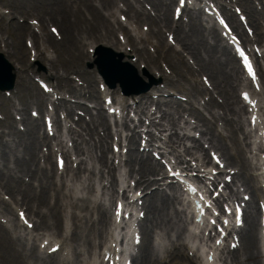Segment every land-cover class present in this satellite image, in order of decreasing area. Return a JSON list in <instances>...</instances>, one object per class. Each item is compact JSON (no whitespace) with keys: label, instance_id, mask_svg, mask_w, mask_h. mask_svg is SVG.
I'll return each instance as SVG.
<instances>
[{"label":"bare ground","instance_id":"6f19581e","mask_svg":"<svg viewBox=\"0 0 264 264\" xmlns=\"http://www.w3.org/2000/svg\"><path fill=\"white\" fill-rule=\"evenodd\" d=\"M149 1L155 6L157 12L162 15V19L160 18V16L152 18L144 11L139 12L133 10L132 8L130 9L128 15L129 19L132 20V22L137 27H141L142 25L146 24L149 25V31L147 33V36L145 37L142 36L140 31L138 32L137 36H133L125 26L119 24L118 20L114 18L116 10L114 0H98V5L93 4L92 0H81L79 4L75 5L73 11H70V13H74L73 16L66 15L65 10L59 7L58 11L63 16V23L66 22L64 24V27H66L65 35L67 34V37H65V39H63V41L61 42L63 47H67L71 52H77V48L79 47L78 43H82L86 39L93 42H104L105 46L107 47H121L126 50V52L128 50L126 49V47H130L132 48V50L129 49V52L134 53L137 57L136 64L142 63L151 72L155 71L162 77L163 69L159 64L158 59H168L170 64L173 66L174 60H177V58L173 56V54H176V51H174L168 45H165L160 37L156 38L157 35L161 34V30L157 28L161 26L166 27L165 29L169 30L170 32H175L177 41L186 47L185 52H187V54L191 58H193L195 65L199 67L202 72L212 80L215 89L223 96L225 100V109L229 112L234 113V106L238 105V101L234 97V92L236 89L235 83L238 79L236 77L238 70L231 52L227 51V48L222 47L221 43H219L220 40L217 39V33L214 30L210 31V34L212 35L214 40L220 44V46L218 44L208 45L204 42L203 46L198 47L190 42V40L186 39V35H179L178 29L182 27L181 24L175 25L173 27V21L171 22L169 18V5L161 3L160 0ZM156 1H158V3H156ZM240 1H242L241 4L247 3L245 0ZM244 9L250 17V22L252 24H256L257 14L249 9L248 4L244 7ZM67 19H69V21H67ZM230 20L235 24L236 29L239 30L240 26L237 24L234 18L231 17ZM196 23L199 24L198 19L192 20L191 28H193ZM78 25L82 26V31L77 32L75 35L74 30ZM116 31L121 32L123 35H125V47L121 45L119 39L117 40V33L115 34ZM151 38L157 39V45L155 47L157 49L158 58H156L157 56L151 57L147 53L148 51H145L144 49L140 50L137 47V45H139L138 42L143 44L149 43ZM82 47L83 46H81L80 48ZM23 53L24 50L20 45L17 49V52H15V55L17 56H15L16 61L19 62V64H24L25 62V55H23ZM202 54H204L206 58H204ZM77 56L81 58L85 55L83 53H78ZM185 67L189 72L192 71V68L190 66H187L185 64ZM178 76L182 78V75L178 74ZM22 81H24V77L22 78ZM172 84L173 83H169L168 86ZM178 87L179 86H177V88ZM93 98L97 100L94 95ZM159 102L160 101L157 100L155 103L159 104ZM153 103L154 101L152 99L143 98L137 106H146L147 108L149 104ZM124 109L125 108H123V110ZM192 112L193 115H196L199 122H202L205 126V130L203 131V135L206 139L205 141L211 144L213 149L221 152L222 156H225L227 158L229 165L237 168V172L233 176L235 177L236 181L239 180L240 182H243L244 185H246L247 190H251L252 193L256 194V186L252 178L248 177V172L250 169H252V166L244 157V148L242 147L236 136V130L231 126V131L233 132V135L235 136V140L237 142L236 152L232 153L231 149L234 150L235 146H231L230 149L229 146L223 144L221 141L223 140L222 137L220 135H216L215 130L209 126L207 120L196 111ZM157 113L159 112H156V114ZM23 115L25 116V118H23V121L27 123L28 128L27 131L21 136L27 138L26 142L28 143L26 144V154L27 157L31 160V163L33 162V168L28 166L30 165V163L27 164L24 159L20 160L17 158L16 169L20 175H28L33 179L35 178L36 173L42 174L43 171L39 167L38 163H35L37 155L36 147L39 143V138H42V142H46L48 137L39 136L38 138L37 134H39V124L26 116V110H23ZM151 123L153 124V121H151ZM55 125H57V122H55ZM153 126L155 125L153 124ZM167 126L173 127L171 128V130H174L176 122L171 119L169 124L167 122ZM157 127L161 130L162 133L168 131V129L164 128L162 125H157ZM6 128L10 131L14 130L13 124L11 122L6 125ZM84 128L87 130V133L90 137L95 134L97 128H100L103 132V136L100 137V144L106 141V139H110L111 137L106 116L102 113H97L95 117L91 118L88 124H85ZM239 128L240 131L243 130L240 126ZM243 134L245 135L244 132ZM172 135L175 136V140L176 142H178L175 144L178 145H181L183 138L186 137L185 134L180 136V134H177L176 131H174ZM34 136L36 137V139L34 138ZM137 137V133L132 134L130 141L133 145L136 143ZM248 137L246 136L245 138L248 139ZM19 142L20 146L24 145L21 141ZM59 145H62L61 141L59 142ZM196 147L200 148L201 144L197 142ZM244 147L246 148L245 145ZM2 148L3 150H5L7 148V145L2 144ZM185 151L189 155L188 149H185ZM131 156H134V161L131 160V163H134L138 166V170L140 171V174L138 175H140L142 179H144V181L140 185H148V181H145V179L149 175L160 172L159 164L151 160L148 155L141 156L139 152H133ZM203 160L205 161L206 158L203 157ZM98 161L100 163V167L106 170L111 178L110 188L112 194H114L113 192L115 191L116 187L114 174L115 168L112 166V164L109 163L105 151H102V153L98 157ZM6 168L7 170L5 172H3V170H0V185H2L7 192L16 191L18 193L27 194V191L25 189L24 191H21L15 188L14 182L12 181H16V179L11 176L7 162L6 165H4V169ZM66 170L70 173L73 172L71 170V167L68 165L66 166ZM75 172H77L73 175V178L75 179H77L78 173L88 172L90 176L94 173L93 171L86 169L85 163L82 160L77 163V169ZM161 181H163V179ZM42 182H45V184L41 186L40 192L38 194H33V202L37 205V207L44 206V208L47 209V214H39L40 222L37 227L39 229H47L49 230V232H54L55 237H61L64 241L65 238H69V235H66L64 237L62 233V223L65 217L68 215L71 221L70 239L72 240V242L76 244L79 240L82 239V243L87 245L89 249L96 246L95 240H102L105 225L109 222L110 219L107 211L101 209V204L98 199L97 201H95L92 198L91 193L94 191V188L91 183H87V185L80 184L79 186L69 187L65 182H63L61 183L60 187H58L51 177H48L44 174L41 179V183ZM47 185L52 186L51 193L54 194L53 197L50 195L51 202H48L47 189L49 186ZM176 199V197L173 198L174 201ZM173 200L165 197L157 191L156 193H153V195L151 192V195L149 196V204L145 206L148 213L147 220H149L150 222H155L154 226L152 225V223H150L152 227L169 226L171 231H174L176 233V238L182 240L184 228L180 224L183 223L181 220V216L173 208ZM0 204L3 203L0 202ZM2 209V212L8 210L7 207H4ZM249 209V213L246 217V228L241 232L240 236L242 253H240L239 250L234 254V262L237 264H261L259 238L256 223V208L252 203H250ZM94 214H96V217L93 216ZM174 218L178 222H174ZM57 231L61 235L57 233ZM50 234L53 237V233ZM0 240L3 243L8 244L7 246L5 245V249L9 255L16 254L20 258L21 251H24V248L26 246L24 243L22 244L21 242H14L13 240H11L8 231H6V235L0 236ZM101 244L102 242L99 245ZM62 245L67 246L65 242H63ZM186 246L187 245L185 243H182L181 245L179 244V246L173 244L172 248L169 251H166V254L169 255L170 262L180 260L181 264H196L193 259H190L189 257L187 258V256L182 253V247L184 248ZM147 259L148 264H165L161 260L154 259L152 255H148ZM142 264H146L145 260Z\"/></svg>","mask_w":264,"mask_h":264},{"label":"rangeland","instance_id":"374dc122","mask_svg":"<svg viewBox=\"0 0 264 264\" xmlns=\"http://www.w3.org/2000/svg\"><path fill=\"white\" fill-rule=\"evenodd\" d=\"M3 2L4 3H10L11 6L15 7V8H21V10L23 12H28V14H30V15H33L36 13L38 14V12H37L38 9L35 8L34 4H32V0H3ZM23 12H21V13L23 14ZM59 59H60V61H58L57 64L61 63L62 65H68V63H67L68 55L65 58L60 57ZM35 68L37 71H41L40 66H36ZM22 86H25V88L24 89H21V87L18 88V91L20 92V97L17 98V100H15V104L18 107H22L21 103L26 102L27 100L31 104L32 100H33V96L35 95L34 91L30 88V85H28V83H24V84H22ZM34 90L36 91L35 88H34ZM21 96L23 97V99H21ZM201 97L195 96L193 98L196 101H198L199 99H201ZM0 107H2V109L7 113L8 109H9V105H8V103L3 101L2 99H0ZM213 110L216 111V109H213ZM89 147H90V144L86 145L85 147L82 145V148H85V149H88ZM0 253L2 254V259L0 261L1 264H9L8 258L5 256V254L3 253V251L1 249H0ZM15 264H36V263H35V259L31 258V259L26 260V261L17 262Z\"/></svg>","mask_w":264,"mask_h":264},{"label":"snow or ice","instance_id":"6c2138e0","mask_svg":"<svg viewBox=\"0 0 264 264\" xmlns=\"http://www.w3.org/2000/svg\"><path fill=\"white\" fill-rule=\"evenodd\" d=\"M184 3H185V0H180V5H181V7L184 6ZM122 19H123V17H122ZM33 23H35V21H33ZM146 30H147V29H145V31H146ZM53 31L55 32L56 30L53 29ZM245 66L247 67L249 73L251 74V73H252V69H251L250 64H249L247 61H245ZM243 98H244L245 100L248 99V97H247L246 94L244 95ZM252 123H253V126H255V123H256V117H255V116L252 118ZM212 159L215 160L216 164H218V165H220L221 167H223V165H222L221 162H220L219 157H217V156L215 155V153H213ZM169 172H170L171 174H173L174 176H179V173L174 172L172 169H169ZM213 174H214V173H213ZM221 187H222V186H221ZM188 191L194 194L195 191H196V189H195V188H189ZM200 199H203V196H201ZM244 199H248V197L245 196ZM121 207H122V206H118V210H117V213H116L117 215H120L119 208H121ZM208 207L211 208V205H209ZM222 211H225V212L228 211L227 207H226V206L222 207ZM229 214H231V213H229ZM20 215H21V218H23V215H24V214L21 213ZM214 215H216V216H220V215H221V212H216ZM237 220H238V217H237ZM210 223H211L213 226H215V224L217 223V221H216L215 219H213V220L210 221ZM223 224H224V227H227V221H226V220L223 221ZM28 226L31 227L30 224H29ZM219 231H221V234L223 233V230H222V229L219 230ZM216 244L219 245V244H220V241L217 240V241H216ZM233 247H235V245H233ZM210 259H211V258H210Z\"/></svg>","mask_w":264,"mask_h":264}]
</instances>
